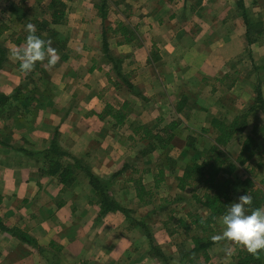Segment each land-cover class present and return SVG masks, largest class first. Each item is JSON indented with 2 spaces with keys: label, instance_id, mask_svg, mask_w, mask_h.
Listing matches in <instances>:
<instances>
[{
  "label": "crops",
  "instance_id": "obj_1",
  "mask_svg": "<svg viewBox=\"0 0 264 264\" xmlns=\"http://www.w3.org/2000/svg\"><path fill=\"white\" fill-rule=\"evenodd\" d=\"M243 3L246 12L250 11L252 14L253 21L260 19L263 23L260 36L254 34V41L249 44L245 39V28L238 19L239 10L235 0H199L195 4L173 8V24L165 27L171 29H166L162 35L158 34L155 38L157 43L152 42L158 45L156 55L159 62H164V65L171 68L166 65L167 68L147 69L148 25L145 28H142V22L137 25L139 30L142 28L145 31V38H140L137 44L132 37L129 39L122 36L119 31L110 34L108 41L112 54L124 55L121 75L113 73L111 65L101 63L98 53L87 52L86 46H97L99 43L101 27L96 19L86 24L83 21L76 22L75 40L67 41V45L74 47L76 52L67 56L65 62L72 61L76 69L80 65L84 66L88 60L92 63L85 70L81 68L71 72L74 73L72 77L69 71H63L67 74V80L62 81L60 86L57 85L56 94L49 99L60 106L77 104L70 108L73 109L63 121L57 115L49 114L53 123L60 125L58 143L61 149L75 157L83 154L88 147L92 151L90 156L98 154L100 157V153L105 154L107 150L100 151L96 136L88 144L86 140L89 138L84 136L85 133L81 130L77 133L80 125L82 128L89 122L98 121L95 115L85 116L84 111H97L103 101L124 106L176 104L170 102L171 91L185 85L196 88L199 78L204 83L202 82V88L197 89V92L211 94L214 89L223 87L228 78H234L228 85L231 87L229 92L242 94L247 90V98H250L259 83L264 99V0H243ZM140 10L146 13L144 6ZM91 11L95 13L93 9ZM76 13L84 15L87 11L81 7L76 8ZM72 15L74 14H68L67 17ZM124 25L129 29L136 28ZM115 27L112 24V29ZM155 27L157 26H153ZM125 37L129 41H125ZM17 39L15 37V41L7 40L1 44L7 45L8 49L22 46L25 39ZM6 57L9 58L7 55ZM245 62H250L254 68L258 66L259 71L254 80L253 77H248L245 81L246 76L242 74L241 66ZM16 63L18 61L15 60V70H7L5 66L0 68V91L6 96H11L14 89L16 91L25 76ZM30 74L34 75V72L31 70ZM119 76L123 77V81L119 80ZM212 78L214 83L207 80ZM245 86L247 88L243 89ZM130 87L134 89L131 90ZM23 92L22 88L21 97ZM216 102L218 99L210 101L209 97L206 101L205 98L197 99L198 104H217ZM79 104L85 107L80 108ZM183 104L191 103L185 101ZM172 112L175 113L173 109ZM47 117L48 111H39L37 121L45 122ZM55 117L58 119L54 120ZM110 117L113 119L112 115ZM11 119L12 117L3 116L0 124L11 125ZM72 124L78 126L75 132L67 129ZM38 131L40 130L32 131L28 138L35 135L44 149L52 137L48 134L41 135ZM25 143L17 148L15 130L12 127L8 131L0 129V218L8 227L25 230L34 238L35 243L22 241L0 229V264H157V261L149 257L146 245L130 237L131 231L124 228L125 216L119 210L100 215L98 198L84 178H75L73 183L66 185L56 175L44 173L45 163L44 159L40 160L38 157L39 150L30 149L35 145ZM63 161H71V158L65 156ZM103 163L106 164V160L95 164L94 168L100 169L96 172L105 173L109 169ZM78 171L83 170L78 169L76 173ZM135 200L140 204L145 203L137 197ZM135 241L139 243L135 245ZM131 246L137 248L133 253L134 259H126L131 254Z\"/></svg>",
  "mask_w": 264,
  "mask_h": 264
},
{
  "label": "rangeland",
  "instance_id": "obj_2",
  "mask_svg": "<svg viewBox=\"0 0 264 264\" xmlns=\"http://www.w3.org/2000/svg\"><path fill=\"white\" fill-rule=\"evenodd\" d=\"M19 1V4H17ZM66 4L67 15L74 14L70 18L66 16V21L61 24L51 25L55 28L59 37L65 41L64 47L60 50L55 49L59 59L57 62L49 66L47 64V58L45 61H38L35 67L32 69L34 75L28 72V77H23L22 82L19 85H24L23 95L20 94L14 97V92L9 96V100L6 104H0V118L12 117L11 125L0 124V129L9 130L12 127L15 130V145L20 148L21 145L28 142L31 145H35L33 150H39V159L43 160L44 150L40 142H37L35 135L28 138L29 134L35 130L41 135L48 134L53 137L56 130V138L60 134V129L57 124H54L49 114L57 115L59 120L62 121L67 117L70 111L77 104H53L49 99L54 97L56 90L60 83L67 80V74L63 71L67 70L69 73L76 72L78 69H87L92 61L88 60L86 64L80 65L78 69L74 67L73 62H65L66 59H62V55H71L76 52L74 47L67 45V41L70 39L74 41L75 24L76 22L90 23L96 19V22L101 26V19L98 15L97 5L101 3V0H62ZM199 0H105V6L107 9V22L112 27L115 24V28H118L119 24H127L128 26H136L135 29H130V35L134 39L135 44L139 42L140 38H145L143 34L145 31L142 28L149 26L148 33L146 34L147 49H148V63L147 69L167 68L164 62H159L157 57L158 45L156 36L162 35L166 32V26H172L173 8L177 6H183L186 4H195ZM49 0H0V68L5 66L7 70H15V60L10 58L8 47L2 45L4 41L13 40L15 37L27 36L26 26H23L24 21L37 18L45 20L48 17L44 14L46 6ZM238 0H235V5L239 10V21L245 28V39L247 38V24H245L243 13L237 5ZM145 7V12H141L140 8ZM83 8L87 11L86 14L80 15L76 13V8ZM94 10V14L91 10ZM246 10V9H245ZM247 16L252 19L250 11L246 12ZM186 14H184L185 16ZM142 22V28L139 30L137 25ZM255 25L250 26L249 34L253 38L254 34L260 36L263 28V23L260 19ZM252 22V23H253ZM159 23V24H158ZM153 26H157L153 28ZM259 32V34H258ZM45 36V33H43ZM249 36V35H248ZM247 41V39H246ZM57 43H55V46ZM75 45V44H74ZM81 46L80 44H77ZM86 46V45H83ZM98 48V51L96 50ZM87 52L101 56V63H107L111 65L103 56L101 48V33L99 34L98 45L90 44L86 46ZM245 52L247 47L245 46ZM9 56L8 57H6ZM92 56V55H91ZM122 59L124 61V55ZM92 58H95L92 56ZM97 64H100L95 60ZM19 69V62L16 63ZM123 64V62H122ZM121 64V69H122ZM169 66V65H167ZM243 67L242 74L255 79L257 74V68L251 66L250 62H245L241 65ZM4 67V68H5ZM112 67V66H111ZM171 68V66H169ZM112 69V68H111ZM9 72V71H6ZM240 72V70H239ZM238 72V73H239ZM24 73V75H27ZM57 75L56 77L54 75ZM61 74H63L61 76ZM71 77L74 73L69 74ZM115 79L117 77L113 75ZM61 78V79H60ZM119 79V78H118ZM234 78H228L223 87H219L218 90H213L211 94L197 92V89L202 88V80L199 78L197 81V87L191 86L179 87L173 89L170 94V102L176 104H109L106 101L101 102L100 109L93 111L92 109L85 110L86 115H95L98 119L97 122H89L82 128L81 125L77 129V133L81 130L84 136H87L89 140H86L88 144L95 136L100 143V151L107 150L105 154L100 153L96 156L92 155V151L85 149L84 153L78 157L83 167L87 168L90 172L98 176L102 181L104 191L110 199L116 200L122 210H119L125 216L126 226L125 229L131 231L130 237L135 240H140L147 247L149 257L157 261V264H190L192 258H197L196 262H204V258L201 254L195 253L193 255H187L188 250L193 246L191 236L195 234L202 235V228L195 227L190 223L195 219V216L205 218L208 215V211L195 200L194 195L198 194V188L186 187L185 189H179L177 187V177L181 175L184 165L193 158L202 160L208 154V147L212 144L214 137L213 129L210 126V119L215 116L226 121H231L235 116H241L245 113L252 103V99L255 95H251L247 98V90L242 94H235L229 92L231 87L228 85ZM57 80V81H56ZM123 81V79H119ZM213 81L212 79H207ZM204 83V82H203ZM211 83V84H212ZM235 83V81H234ZM58 85V86H57ZM228 87V88H227ZM21 88V89H22ZM246 89L247 87H242ZM132 88L131 90H133ZM217 91V92H216ZM1 93V91H0ZM209 97L210 101H217V104H198L197 99L205 101ZM15 99L18 100L15 102ZM188 99V100H187ZM191 104H183L185 101ZM51 104H49L50 102ZM213 103V102H212ZM4 105V106H3ZM67 105V106H66ZM114 105V106H113ZM73 106L72 109H70ZM107 106H111L112 110H120L123 114V120L120 124L115 122V119H111ZM176 106H180V111H176ZM48 107V108H47ZM80 108L85 106L79 104ZM48 109V110H47ZM172 109L175 113L172 112ZM48 111V117L45 122H38L37 117L39 111ZM58 118L55 117L54 120ZM175 121L177 125L172 131L165 133L164 127L170 122ZM247 126L243 133L237 134L229 144L221 146V151L224 156H229L234 160L237 156L240 148V143L243 140L244 134L250 132L253 125L264 124V111L256 109L249 112L246 118ZM139 126H146L150 128L153 133H160V135H167L172 132L173 138L168 141L167 145L163 148L151 147L152 138L148 140H141L144 136L142 129ZM77 127L73 124L69 125L67 129L75 132ZM2 132V131H1ZM73 132H69L72 134ZM255 155L242 165H237L236 170L230 174H221V177L229 176L232 179L230 184L229 195L231 203L240 196V188L238 182L245 177H251L254 182V186L261 187V180L264 178V132L257 131ZM76 135V134H75ZM189 137L195 139L193 143L196 148L192 151L189 142ZM45 139V138H42ZM95 141V140H94ZM59 144V143H58ZM87 144V145H88ZM86 147V146H85ZM84 147V148H85ZM61 148V147H60ZM111 150V152H109ZM67 153V152H66ZM40 159V160H41ZM106 160L105 173H100L99 167H95V164L102 163ZM172 164V165H171ZM98 166V165H97ZM164 169L162 180L158 186H155V178H158V167ZM173 166V168H170ZM110 170V171H109ZM75 178L78 180H86L89 184V188L94 193V196L98 198L94 192L93 186L89 181L87 173L78 171ZM74 178V179H75ZM74 181V180H73ZM73 183V182H72ZM144 187V190L151 192V196L143 195L144 200H149L147 203L140 204L135 200L137 194V188ZM222 216H218L214 221L208 223L207 232L209 231L212 236L220 234L223 230L221 223ZM189 224V229H185L183 223ZM119 237V233H117ZM118 239V238H117ZM139 242L135 241V245ZM134 246V243L130 242ZM131 246L130 252L126 259H134V251L137 248ZM153 246H156L160 253L164 255V260L155 257ZM229 246L233 249L231 256H226L223 248ZM240 250H246L242 245L230 242L227 240H219L207 249L209 256L206 263L211 264H237L236 255Z\"/></svg>",
  "mask_w": 264,
  "mask_h": 264
},
{
  "label": "trees",
  "instance_id": "obj_3",
  "mask_svg": "<svg viewBox=\"0 0 264 264\" xmlns=\"http://www.w3.org/2000/svg\"><path fill=\"white\" fill-rule=\"evenodd\" d=\"M17 4H19V1ZM237 5L243 13L245 24H247L246 39L247 43L249 44L254 41V38H252L249 34V28L255 24L253 20L251 21V19L247 16L243 0H238ZM96 8L101 19V48L103 56L109 63H111L113 73L121 75V64L123 62L122 56L112 54V51L109 47L108 38L110 34L119 31L122 36H127L130 39V29L124 24H119L117 25L118 28L112 29L110 24L107 22V9L105 6V0H101V3L97 5ZM44 14L48 17L47 19H29L24 21L23 26H26L28 23H32L36 27L37 35L41 36V38L46 41L50 40L52 47L54 49L59 48L60 50L62 47H64L65 41L59 37L58 31L51 27V25L61 24L66 21L67 8L65 2L62 0H49ZM43 33H45V36H43ZM17 38L22 40L25 39L26 36L18 35ZM128 38L125 37V41H129ZM55 43H57L56 46ZM61 58L66 59L67 55H62ZM25 77H28V74L25 75ZM119 77L123 79L122 76ZM127 85L132 87V84L129 82H127ZM23 86L24 85L17 86L14 97L18 96V94H21V88ZM254 93L255 95L252 99L250 107L247 108L248 110L241 116H235L231 121H226L215 116L209 120L210 126L213 129L214 137L212 139V144H210L208 147V154L200 161L197 158H193L188 161L184 165L181 175L177 177V187L179 189H185L186 187L192 186V188L199 189L198 194L194 195L195 200L200 203V205H202L206 211H208V215L205 218L195 216V219L191 220L190 222L194 224L195 227L202 228V235L195 234L191 236L193 246L188 250L187 255H193L195 253L201 252L204 258V262H196L197 258H192L190 260V264H211L206 263V261L209 259L207 249L218 241H214L212 239V234L209 231L207 232L206 229L208 227V223L214 221L216 217L222 216L231 203L229 195L232 193L230 192V184H232L233 181L229 176L222 178L221 174L230 175L236 170V164L242 165L246 161L250 160L255 155L256 135L258 134L257 131L259 130L264 132V124L253 125L250 132L244 134L236 158L232 160L229 156L223 155L221 146L229 144L237 134L244 132L247 126L246 118L248 113L256 109L264 111V99L259 83L256 84ZM8 100L9 96L0 93V104H6ZM107 108V113L112 115L116 123H121L123 121L124 116L120 110H115L114 112L111 106H107ZM180 109V106H176L175 108L176 111H180ZM176 125L177 123L172 121L163 129L165 130V133H167L165 128H167L168 131H172ZM139 129H142L144 134V136L141 137V140H148L150 138L153 139L151 142V147L163 148L174 136L172 132L165 136L160 135V133H153V131L146 126H139ZM194 141L195 139L193 137H189L190 143L187 145H190L192 151L196 149L192 143ZM65 156L70 157L71 161H63ZM43 159L45 163L44 173L56 175L58 180L66 185H69L73 182L75 173L78 169L84 170L93 186L94 192L98 196L100 215H104L111 211L122 210V206H120L116 200L110 199L104 191L102 185L103 181L98 176L90 172L87 168L83 167L78 158L70 156L60 148L56 138V130L49 142L48 147L44 150ZM170 168H173V166ZM163 174L164 169L159 166L157 169V175L159 177L155 178V186H158L159 182L162 180ZM261 185L262 188L257 186L255 187L251 177H245L240 179L238 182L240 195L247 193L252 197L251 204L246 206L249 210L255 207L264 206V178L261 180ZM136 190L137 198L147 203L149 200H144L143 195L151 196V192L144 190V187L142 186ZM183 226L185 229H189V224L184 222ZM0 229L8 231L16 238L27 243H35L34 238L31 237L25 230L19 227H8L2 222L1 218ZM153 249L155 252V257H159L164 260L165 257L162 253H160L159 249L156 246H153ZM236 261L237 264H264V250H258L255 254L250 253L247 250H240L236 255Z\"/></svg>",
  "mask_w": 264,
  "mask_h": 264
},
{
  "label": "clouds",
  "instance_id": "obj_4",
  "mask_svg": "<svg viewBox=\"0 0 264 264\" xmlns=\"http://www.w3.org/2000/svg\"><path fill=\"white\" fill-rule=\"evenodd\" d=\"M28 35L22 46L13 47L9 50L10 58L19 62L21 72H30L36 62H43L47 58L49 66L54 65L59 56L52 47L51 41L44 40L36 34V27L32 23L26 25ZM252 197L244 193L235 202L230 203L226 212L222 215L221 223L223 230L214 235V241L227 240L242 245L250 253L255 254L258 250H264V206L249 210ZM226 256L233 254L229 246L223 248Z\"/></svg>",
  "mask_w": 264,
  "mask_h": 264
}]
</instances>
